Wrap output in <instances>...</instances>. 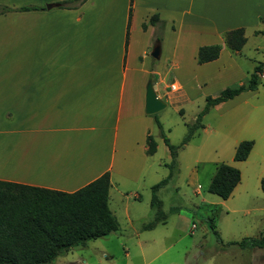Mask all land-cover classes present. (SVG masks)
<instances>
[{"label": "crops", "instance_id": "1", "mask_svg": "<svg viewBox=\"0 0 264 264\" xmlns=\"http://www.w3.org/2000/svg\"><path fill=\"white\" fill-rule=\"evenodd\" d=\"M68 1L0 0L44 7L16 13L14 86L0 87V181L73 193L109 173V208L112 194L123 198L119 181H136L152 156L146 154L145 88L148 75L158 74L156 66L147 70L148 55L158 46V59L175 58L188 28L202 41L196 60L200 47L264 19V0H133L127 42L129 0L58 6ZM153 15L163 24L159 42L160 23H148ZM24 30L30 31L29 52L22 48ZM256 141L246 160L258 155L253 163L260 165L264 145Z\"/></svg>", "mask_w": 264, "mask_h": 264}, {"label": "rangeland", "instance_id": "2", "mask_svg": "<svg viewBox=\"0 0 264 264\" xmlns=\"http://www.w3.org/2000/svg\"><path fill=\"white\" fill-rule=\"evenodd\" d=\"M132 4L129 0L128 19ZM3 8L10 11L3 12ZM18 9L14 4L0 3V87L14 86L15 57L19 54L15 42L20 36L15 30ZM250 24L244 29L246 43L240 52H230L224 44L225 33L222 35L221 43L216 44L221 53L214 63L197 64L194 50L202 41L188 28L182 31L175 58L163 55L154 60L148 55L147 70L156 66L158 74H149L148 80L165 105L152 115L144 109L156 152L136 181H119L123 198L112 194L109 208L117 219L118 231L64 253L50 264H264L263 249L227 246L264 236V192L260 189L264 163H253V159L260 161L255 154L246 161L233 160L242 141L255 139L257 147L264 145V138L258 139L264 137V71L256 91L243 92L207 110L190 140L181 146L188 128L204 110L207 97L216 98L225 88L246 84L254 68L264 64V19ZM23 39V52H29V30H24ZM173 83L179 86L175 92L170 90ZM9 123L13 125V121ZM161 132L178 147L175 158L170 156ZM220 164L240 172V182L226 200L207 191ZM163 180H167L166 185L156 193L161 202L160 223L144 230L142 227L154 219L151 187ZM134 190L140 198L134 199ZM211 222L216 234L210 229Z\"/></svg>", "mask_w": 264, "mask_h": 264}, {"label": "trees", "instance_id": "3", "mask_svg": "<svg viewBox=\"0 0 264 264\" xmlns=\"http://www.w3.org/2000/svg\"><path fill=\"white\" fill-rule=\"evenodd\" d=\"M84 1L72 0L59 3L58 6L70 9L81 5ZM42 9L29 6L18 10L24 12ZM3 10V12L10 11L7 8ZM148 23L151 26L160 23L159 32L163 28L157 15L150 17ZM142 28L145 30L146 25L143 24ZM128 30L129 19L125 42H127ZM157 41H160V34ZM245 43L243 28L228 31L224 35L225 47L232 53L240 52ZM220 51L219 45L200 47L197 52V64L202 65L217 60ZM263 71L264 64H259L250 74L246 84L225 88L216 98L207 97L204 110L201 115H198L196 122L188 128V133L181 146L190 140L201 116L207 110L243 92L256 91ZM161 136L170 156L175 158L178 147L172 146L162 132ZM253 145L252 140L240 142L235 149L233 160L245 161ZM146 146V154L153 155L156 151V143L151 135L146 138ZM239 182L240 172L237 169L227 164H220L216 168L207 191L226 200ZM166 183L167 180H163L151 187L150 207L154 211V219L142 227L144 230L152 229L160 223L158 214L161 202L157 199L156 193ZM109 187V173L102 174L73 193L0 181V264H50L58 256L83 247L89 241L116 233L119 228L118 222L108 208ZM260 189L264 192V178L260 180ZM210 229L216 234L212 222ZM227 246H236L240 250H264V236L259 239L244 238L240 242L227 243Z\"/></svg>", "mask_w": 264, "mask_h": 264}, {"label": "water", "instance_id": "4", "mask_svg": "<svg viewBox=\"0 0 264 264\" xmlns=\"http://www.w3.org/2000/svg\"><path fill=\"white\" fill-rule=\"evenodd\" d=\"M47 8H50V6H48ZM151 57L153 59H158L159 57V47L156 46L152 53H151ZM164 103L157 98L156 92L154 91L151 82H148L145 88V102H144V109H145V113L147 115H152L156 112H158L159 110H161L162 108H164Z\"/></svg>", "mask_w": 264, "mask_h": 264}, {"label": "built area", "instance_id": "5", "mask_svg": "<svg viewBox=\"0 0 264 264\" xmlns=\"http://www.w3.org/2000/svg\"><path fill=\"white\" fill-rule=\"evenodd\" d=\"M178 89H179V87H178L177 84L173 83V84L170 85V90H171L172 92H175V91H177Z\"/></svg>", "mask_w": 264, "mask_h": 264}]
</instances>
